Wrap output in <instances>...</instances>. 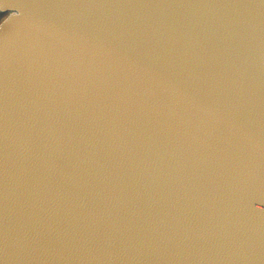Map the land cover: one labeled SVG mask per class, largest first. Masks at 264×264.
I'll return each mask as SVG.
<instances>
[{"label": "water", "instance_id": "95a60500", "mask_svg": "<svg viewBox=\"0 0 264 264\" xmlns=\"http://www.w3.org/2000/svg\"><path fill=\"white\" fill-rule=\"evenodd\" d=\"M0 17V264H264V0Z\"/></svg>", "mask_w": 264, "mask_h": 264}, {"label": "rangeland", "instance_id": "374dc122", "mask_svg": "<svg viewBox=\"0 0 264 264\" xmlns=\"http://www.w3.org/2000/svg\"><path fill=\"white\" fill-rule=\"evenodd\" d=\"M3 17H4V16H3ZM3 17H0V20H1Z\"/></svg>", "mask_w": 264, "mask_h": 264}]
</instances>
